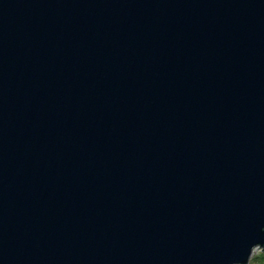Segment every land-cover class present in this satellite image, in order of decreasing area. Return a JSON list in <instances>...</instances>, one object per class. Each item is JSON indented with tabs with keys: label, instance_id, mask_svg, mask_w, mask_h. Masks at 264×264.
<instances>
[{
	"label": "water",
	"instance_id": "95a60500",
	"mask_svg": "<svg viewBox=\"0 0 264 264\" xmlns=\"http://www.w3.org/2000/svg\"><path fill=\"white\" fill-rule=\"evenodd\" d=\"M257 245L264 0H0V264Z\"/></svg>",
	"mask_w": 264,
	"mask_h": 264
},
{
	"label": "rangeland",
	"instance_id": "374dc122",
	"mask_svg": "<svg viewBox=\"0 0 264 264\" xmlns=\"http://www.w3.org/2000/svg\"><path fill=\"white\" fill-rule=\"evenodd\" d=\"M262 246H254L253 251L245 264H264V248ZM239 264V263H234Z\"/></svg>",
	"mask_w": 264,
	"mask_h": 264
}]
</instances>
